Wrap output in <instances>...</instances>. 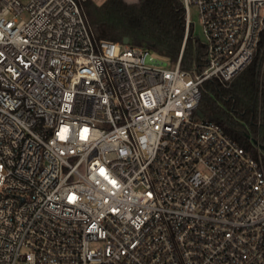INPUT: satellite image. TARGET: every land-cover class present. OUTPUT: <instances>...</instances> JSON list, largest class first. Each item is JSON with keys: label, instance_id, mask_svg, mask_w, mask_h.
Here are the masks:
<instances>
[{"label": "built area", "instance_id": "1", "mask_svg": "<svg viewBox=\"0 0 264 264\" xmlns=\"http://www.w3.org/2000/svg\"><path fill=\"white\" fill-rule=\"evenodd\" d=\"M182 3L190 69L94 39L79 0H0V264H264V149L198 113L264 0Z\"/></svg>", "mask_w": 264, "mask_h": 264}, {"label": "trees", "instance_id": "2", "mask_svg": "<svg viewBox=\"0 0 264 264\" xmlns=\"http://www.w3.org/2000/svg\"><path fill=\"white\" fill-rule=\"evenodd\" d=\"M94 39L107 38L146 47L171 61L182 52L181 66L200 64L203 46L189 35L185 40V9L182 0H79ZM184 44V47H183ZM183 49V50H182ZM264 29L251 61L230 81L207 80L200 110L223 126L229 135L251 152L258 138L264 149ZM258 119L260 123L258 124Z\"/></svg>", "mask_w": 264, "mask_h": 264}, {"label": "rangeland", "instance_id": "3", "mask_svg": "<svg viewBox=\"0 0 264 264\" xmlns=\"http://www.w3.org/2000/svg\"><path fill=\"white\" fill-rule=\"evenodd\" d=\"M94 2L100 4L103 0H93ZM127 2H138L139 0H125ZM190 17L192 22L194 23V36L198 37L199 39H203V27L199 19V13L197 7L192 5L190 8ZM258 139V138H257Z\"/></svg>", "mask_w": 264, "mask_h": 264}, {"label": "water", "instance_id": "4", "mask_svg": "<svg viewBox=\"0 0 264 264\" xmlns=\"http://www.w3.org/2000/svg\"><path fill=\"white\" fill-rule=\"evenodd\" d=\"M130 42V39H129V37H125L124 38V40H123V43H125V44H128ZM198 113L201 115V116H203L204 114H203V112L201 111V110H198ZM254 142H257V140L256 139H252Z\"/></svg>", "mask_w": 264, "mask_h": 264}, {"label": "snow or ice", "instance_id": "5", "mask_svg": "<svg viewBox=\"0 0 264 264\" xmlns=\"http://www.w3.org/2000/svg\"><path fill=\"white\" fill-rule=\"evenodd\" d=\"M102 174H103V170H102Z\"/></svg>", "mask_w": 264, "mask_h": 264}]
</instances>
